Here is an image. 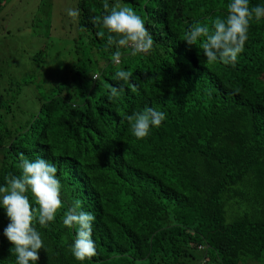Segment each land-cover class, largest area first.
<instances>
[{
	"label": "trees",
	"instance_id": "obj_1",
	"mask_svg": "<svg viewBox=\"0 0 264 264\" xmlns=\"http://www.w3.org/2000/svg\"><path fill=\"white\" fill-rule=\"evenodd\" d=\"M9 1L0 0V16ZM229 2L108 0L133 8L155 40L149 54L122 48L114 64L107 30L92 22L104 14L103 0H78V27L96 59L78 57L40 81L36 89L48 85L50 92L31 109L18 102L31 76L18 79L0 61V186L20 174L21 153L54 163L63 185L55 222L36 225L47 248L37 264L264 259V19L251 22L235 66L209 64L199 44L183 41L194 23L211 25L226 14ZM257 4L264 0H250ZM4 22L0 17V35ZM119 70L131 71L130 81H118ZM110 86L125 91L114 99ZM146 107L166 119L137 139L126 116ZM74 199L96 217L97 255L82 262L70 250L75 229L62 223ZM8 223L0 207V264L16 262L3 235Z\"/></svg>",
	"mask_w": 264,
	"mask_h": 264
},
{
	"label": "clouds",
	"instance_id": "obj_2",
	"mask_svg": "<svg viewBox=\"0 0 264 264\" xmlns=\"http://www.w3.org/2000/svg\"><path fill=\"white\" fill-rule=\"evenodd\" d=\"M103 10L104 14L93 17L92 22L102 24L107 30V45L115 47L112 53L114 64L122 62V48H130L132 56L149 54L154 49L153 35L133 8L119 4L110 7L108 0H103ZM67 15L77 19L80 11L69 8ZM262 19L264 4L250 6V0H230L226 6V14L212 18L211 25L194 23L184 33L183 41L189 47L199 44L209 64L219 61L235 66L249 39L251 22ZM97 35L103 36L104 33ZM132 75L131 71L119 70L115 73V78L127 83ZM124 91L123 87L109 88L110 97L114 99ZM126 119L133 135L137 139H143L149 135L152 127L161 126L166 113L146 107L127 115ZM19 168V175L9 174L5 177L6 184L0 186V207L5 210L9 220L3 229V235L13 245L10 252L16 257L15 264H37L40 250L47 252V248L36 225L46 228L55 222L57 214L64 208V201L61 199L63 185L57 175V166L42 157L29 160L21 153ZM29 193L34 202L30 200ZM95 220L93 213L83 209L80 199H74L67 210L63 211V225L76 231L70 250L78 261L97 255L93 240Z\"/></svg>",
	"mask_w": 264,
	"mask_h": 264
},
{
	"label": "rangeland",
	"instance_id": "obj_3",
	"mask_svg": "<svg viewBox=\"0 0 264 264\" xmlns=\"http://www.w3.org/2000/svg\"><path fill=\"white\" fill-rule=\"evenodd\" d=\"M77 1L10 0L0 16L6 29L0 35V61L18 79L31 76L32 85L23 88L18 101L30 109L50 92L48 85L36 89L40 81L61 74L78 57L96 59L88 34L79 30L78 18L67 15V9H77ZM92 69L98 71L99 67L93 65ZM1 157L2 152L0 162ZM240 264H264V259H245Z\"/></svg>",
	"mask_w": 264,
	"mask_h": 264
},
{
	"label": "built area",
	"instance_id": "obj_4",
	"mask_svg": "<svg viewBox=\"0 0 264 264\" xmlns=\"http://www.w3.org/2000/svg\"><path fill=\"white\" fill-rule=\"evenodd\" d=\"M200 249H203V247L201 246Z\"/></svg>",
	"mask_w": 264,
	"mask_h": 264
}]
</instances>
